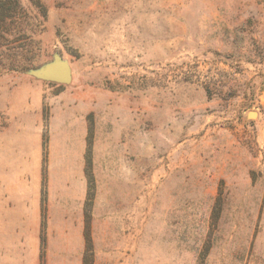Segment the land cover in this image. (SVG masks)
Instances as JSON below:
<instances>
[{
    "label": "rangeland",
    "instance_id": "obj_1",
    "mask_svg": "<svg viewBox=\"0 0 264 264\" xmlns=\"http://www.w3.org/2000/svg\"><path fill=\"white\" fill-rule=\"evenodd\" d=\"M15 1L0 126L43 128L35 264H85L86 212L87 264H264V0ZM56 57L71 82L34 75ZM70 108L89 129L88 208L49 158Z\"/></svg>",
    "mask_w": 264,
    "mask_h": 264
},
{
    "label": "crops",
    "instance_id": "obj_2",
    "mask_svg": "<svg viewBox=\"0 0 264 264\" xmlns=\"http://www.w3.org/2000/svg\"><path fill=\"white\" fill-rule=\"evenodd\" d=\"M36 107L27 112L29 117L42 111ZM64 119L63 144L59 149L51 145L49 158L60 159L58 168H53L64 176L65 197L81 202L88 200L89 189L87 155L91 146L87 119L76 108L67 110ZM43 133L36 122L0 126V264H35L40 249ZM49 170L51 193L54 171L51 166Z\"/></svg>",
    "mask_w": 264,
    "mask_h": 264
},
{
    "label": "trees",
    "instance_id": "obj_3",
    "mask_svg": "<svg viewBox=\"0 0 264 264\" xmlns=\"http://www.w3.org/2000/svg\"><path fill=\"white\" fill-rule=\"evenodd\" d=\"M11 7L14 8L17 11H20L21 8L19 7V4L17 1L15 0H0V29L2 27H4V25L9 21V14L11 12ZM90 146V145H89ZM45 150H46V143H45ZM91 167H92V162H91V147H89V151H88V155H87V172H88V177H89V188L90 190H93V178L91 175ZM46 183V176L44 177V184ZM92 199L90 197H88V201H87V208L88 206V202L91 201ZM43 212H46V209L44 208ZM87 214V230L85 233V238H86V244H87V255L85 256V264H87V257L88 255L93 253V249H92V239H91V234L89 231V225H88V212H86ZM42 242L43 245L46 244V236L45 233H43V237H42Z\"/></svg>",
    "mask_w": 264,
    "mask_h": 264
},
{
    "label": "water",
    "instance_id": "obj_4",
    "mask_svg": "<svg viewBox=\"0 0 264 264\" xmlns=\"http://www.w3.org/2000/svg\"><path fill=\"white\" fill-rule=\"evenodd\" d=\"M34 75L43 80L59 83H69L72 80V72L69 64L59 57H56L53 64L38 73H34ZM251 116L253 117L254 114H251Z\"/></svg>",
    "mask_w": 264,
    "mask_h": 264
}]
</instances>
